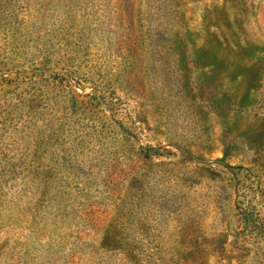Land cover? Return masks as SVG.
I'll return each instance as SVG.
<instances>
[{
  "label": "rangeland",
  "instance_id": "374dc122",
  "mask_svg": "<svg viewBox=\"0 0 264 264\" xmlns=\"http://www.w3.org/2000/svg\"><path fill=\"white\" fill-rule=\"evenodd\" d=\"M0 264H264V0H0Z\"/></svg>",
  "mask_w": 264,
  "mask_h": 264
}]
</instances>
